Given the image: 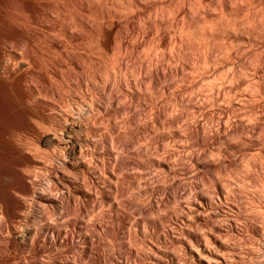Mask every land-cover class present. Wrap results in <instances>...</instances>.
Returning <instances> with one entry per match:
<instances>
[{
  "label": "bare ground",
  "instance_id": "6f19581e",
  "mask_svg": "<svg viewBox=\"0 0 264 264\" xmlns=\"http://www.w3.org/2000/svg\"><path fill=\"white\" fill-rule=\"evenodd\" d=\"M119 1L0 0V264H264V0L238 4L243 16H229L222 6L214 11L221 12L218 18L211 14L213 6L204 7L208 0ZM196 4L202 14L194 25L174 17L179 34L172 40L166 34L157 35L156 42L136 40L161 61L162 49L171 45L175 56L167 58L177 65L155 58L165 71L162 65L150 68L149 60L137 61L138 77L123 78L130 60L125 55L131 58L137 46L134 40L130 52L131 44L118 34L143 31L141 21L153 13L157 17L159 5L161 16L172 10L191 13ZM198 26L205 40L200 36L202 45L198 40L195 49L196 42L192 46L186 37ZM114 35L120 56L115 55L118 71L110 73V85L126 89L127 95L121 92L130 103L115 95L119 90L109 95L110 85L108 92L97 90L102 75L95 63L89 69L93 80L88 74L91 81L81 95L70 94L72 86L67 97L63 94L66 105L87 103L100 112L90 117L93 124L84 125V147L71 138L76 129L65 124L71 113L58 115L44 98L54 90L47 87L36 51L72 48L89 36L103 45ZM13 47L25 51L23 59ZM197 48L198 56L190 58ZM122 114L119 125L114 118ZM51 130L61 134L59 142L69 143L57 150L62 163L36 181L33 171L43 164L38 157L45 163L54 158L55 149L41 154L36 145Z\"/></svg>",
  "mask_w": 264,
  "mask_h": 264
},
{
  "label": "rangeland",
  "instance_id": "374dc122",
  "mask_svg": "<svg viewBox=\"0 0 264 264\" xmlns=\"http://www.w3.org/2000/svg\"><path fill=\"white\" fill-rule=\"evenodd\" d=\"M118 2V0H115V2ZM122 1L124 2V3H122ZM125 1H127L128 2V0H125ZM124 0H120L119 2H120V4H126V5H128V3L127 2H125ZM165 1V0H164ZM224 1H226V0H218V2L216 1V0H211V2H212V4H211V2H209V0L208 1H206L207 3L206 4H204V7H207V9L208 8H210L211 9V6H213L212 7V11H211V14L212 13H215L216 15H217V18L220 16L218 13H221L220 11H222V9L225 11L226 10V8H227V10H228V13L230 12V14L231 13H233L234 14V16H240V15H242L243 13L239 10V7H241L242 8V6H244L245 4H248L249 2L251 3H255L256 1H254V0H247V1H245V0H242V1H240V0H238L237 2H240V3H237L236 2V0H234V2H232V0H229V4L227 3V1L225 2V3H223ZM249 1V2H248ZM209 2V3H208ZM213 2H215V3H213ZM221 2V3H220ZM241 2H243L242 3V5H238V4H241ZM248 2V3H247ZM221 5H219V4ZM232 3V5H230ZM233 3L235 4V5H233ZM237 3V4H236ZM214 4H216V6H214ZM224 4V5H223ZM226 4V5H225ZM228 4V5H227ZM179 5V4H178ZM209 5H211L210 7H208ZM239 7H238V6ZM160 7L162 6V5H159ZM180 6V5H179ZM179 6H175V8H174V10L175 9H177V7H179ZM197 6V4L196 5H193V6H191L190 7V11H191V13H192V15H191V13L189 12V13H187V14H184V13H182V11L179 13L178 11V13L175 11H173V13H172V11L169 13V12H165V13H162V12H160V13H162L163 15H161V16H165V17H167L168 16V14L170 15L171 14V16H168L167 18H161V16L159 15V11H160V7H159V10H158V14H157V17H155V13H153V14H151V15H149V16H147L148 18H145L146 19V21H145V19H144V21H141V24H142V28L145 30H141V32L140 33H127V34H123V36L124 37H122V35L120 36L119 34H118V38H124V39H126L127 41H125V42H127V44H131V45H129V48H128V50L130 51L131 50V48H130V46H133L132 44H133V42H134V40H135V42H134V46H137V48L138 47H140V50H138L137 48H136V50L134 49L133 51H134V53H132L131 55H130V57L131 58H128L127 56L130 54V53H128V55H125L126 56V58H127V60L128 59H130L129 61H127V63H125V65L126 64H128V66H125L126 68L124 69V63H123V65H122V68L124 69V71H125V73H123V69H122V73L123 74H121V75H123L122 77L123 78H125V77H129L128 79H136V77H138L137 75L139 74L138 73V69H140V65L141 64H143V62L144 61H148L149 60V63H150V68L153 66L154 67V65H162V64H160V63H163V65H171V62H172V65L173 64H175V65H173L172 67H175L177 64V62H174L173 60H169L168 58H173L174 56H175V53H174V49H173V47H171V45H168V46H170L169 48L167 47V46H165L162 50H163V53H166L164 56L166 57V58H163V60L161 61V59H159V58H162V57H156V56H154V53L153 52H155L153 49H151L150 47H147L146 46V48H145V46L144 45H142V46H144V48H142V46L140 45L141 43L143 44L145 41H146V38H147V40H148V38H149V41H152V42H156V40H159L158 38H160V35L161 34H166V37L169 39V40H172L173 39V37H175V36H173V35H176V34H179L178 32H176V28H175V20H174V17H177L178 19H179V22H181V23H183V21H184V23H189V24H193V23H195L196 21V17H197V15L199 16V15H201L202 14V10H201V8H197L196 7ZM219 6V7H218ZM222 6H223V8H222ZM227 6V7H226ZM236 8V7H238V9L236 10L234 7ZM194 7V8H193ZM195 7H196V9H195ZM198 7H199V5H198ZM230 7H232V8H229ZM180 8V9H179ZM178 9H179V11L181 10V7H179ZM219 8V9H218ZM222 8V9H221ZM240 8V9H241ZM195 9V10H194ZM206 9V8H205ZM220 10V11H218V13H216L217 12V10ZM233 10V12L232 11H230V10ZM193 10V11H192ZM198 10V11H197ZM201 10V11H200ZM209 10V9H208ZM216 10V12H214ZM227 10H226V14H228L227 13ZM234 10H236L235 12H234ZM243 10V9H242ZM239 11V12H238ZM200 12V13H199ZM238 12V13H237ZM175 13H177L178 14V16H177V14H175ZM174 14V15H173ZM215 14H212L213 16L215 15ZM233 14H231V15H229V16H233ZM236 14V15H235ZM160 16V18H158L159 16ZM176 15V16H175ZM180 15V16H179ZM189 15V16H188ZM191 15V16H190ZM215 15V16H216ZM219 15V16H218ZM196 16V17H195ZM212 16V18H214ZM243 16V15H242ZM242 16H241V18H242ZM182 17V18H181ZM185 17H187V18H185ZM191 17V18H190ZM193 17H195V18H193ZM152 20H151V19ZM155 18V19H154ZM158 18V19H157ZM173 18V19H172ZM177 18H175V19H177ZM239 18V17H238ZM259 18H261V17H259ZM170 19H171V22H170ZM178 19L176 20V21H178ZM186 19V20H185ZM189 19V20H188ZM195 19V20H194ZM216 19V18H215ZM161 20H162V22H161ZM169 21V22H166V21ZM188 20V21H187ZM257 20H259V19H257ZM150 21V22H149ZM165 21V22H164ZM194 21V22H193ZM144 22V23H143ZM163 22H164V24H163ZM174 22V23H173ZM147 23L149 24L150 23V25H148L147 26ZM155 23V24H154ZM158 23V24H157ZM168 23H170V24H168ZM168 24V25H167ZM171 24H173V25H171ZM144 25H145V27H144ZM152 25V28L153 29H151V27H149V26H151ZM154 25V26H153ZM157 25H159V26H157ZM164 25H166V26H164ZM172 27H171V26ZM194 25V24H193ZM160 26H161V29L163 28V30L164 31H166L165 33H164V31L162 32V31H160V34H157V33H159L158 31L159 30H161L160 29ZM163 26V27H162ZM169 26V27H168ZM171 27V28H170ZM146 28H147V31H146ZM150 28V30H148ZM155 28V29H154ZM158 28H159V30H158ZM166 30H165V29ZM169 28V29H168ZM173 28V29H172ZM170 29H172V30H170ZM175 29V30H174ZM199 29L201 30V28H199V26H198V28H197V30H195V32H193V33H191L189 36H187L186 37V42H188V40H189V43L193 46V44H194V48L196 49V47H198L197 45H199V43H200V45H202V42L205 40L202 36V34L200 33V32H202V31H199ZM153 31V32H152ZM154 31H155V33H154ZM198 31V32H197ZM145 32V33H144ZM162 32V33H161ZM169 32V33H168ZM173 32V33H172ZM175 32V33H174ZM149 33V34H148ZM151 33V34H150ZM132 34H133V37H132ZM146 34V35H145ZM196 34H197V37H196ZM201 34V35H200ZM137 35V36H136ZM156 35V36H155ZM157 35H158V38H157ZM169 35V36H168ZM199 35V36H198ZM130 37L129 39H128V37ZM148 36V37H147ZM176 36H178V35H176ZM200 36H201V39L203 40V41H201V39H200ZM91 36H89V38H85L86 40H85V42H84V39L83 40H81V41H79V42H77L76 44H75V46L72 44V45H70V46H72V48L71 47H66V48H63V49H60V48H58V47H45V46H42L38 51H36V53L39 55H41V52H43L42 53V56H40L39 55V57H38V55L36 54L35 55V57L37 56L38 57V59L36 58V60H37V62H38V64L41 62V60H42V62L40 63V66L39 67H41L40 69L43 71V73H46L45 74V76H48V77H50L51 78V84L52 85H50V81H49V79L50 78H48L47 77V79H48V83H46V84H48V86L47 87H49V86H53L51 89L49 88V90L50 91H52V90H54V94L53 95H51L52 94V92L51 93H48L50 96H48V95H45L44 96V98L46 99V100H48L49 102H53L54 104V106H55V108L57 107V109H55L54 111H55V113H57L58 115H63L64 113H67V112H69V113H71V115L69 116L70 118H69V120H68V122L67 123H65V124H67L68 126H73L75 129H76V131L74 130V132L71 134V138L72 139H79L81 142V145H83L84 147H87V142L85 141L86 139H85V136H86V132L84 133V125H86L87 123L88 124H93V120L91 119V118H96V117H98L99 116V113L100 112H98V114H97V111L98 110H96V109H94L92 106H90L89 104H87V103H74L73 105H66L65 104V100H63V98L65 99V97H67V92H69L68 91V89H70V87H71V89H72V92L70 91L69 93L70 94H73V91H74V93L75 94H77L76 92H79L77 95H81V93H83V91H84V89H86V87L88 86L89 87V84H90V81L91 80H93L92 79V70L93 69H97V71H99L100 72V68H101V73H99V72H97V74L99 75V74H101L102 76L101 77H104V81L102 80V78L101 77H99V78H97L98 79V81L96 82L97 83V90L99 91V92H101L100 90L101 89H103L104 91L105 90H107V87L110 85V81L112 80V82H113V79H111L112 77H111V75H110V73L111 72H113V71H115L116 70V72L118 71L117 69H118V65L117 66H115V67H113L114 65H115V63H116V61L117 62H119L118 61V59H119V56H120V54L118 53V51H117V49H118V38H117V36H113V37H110L111 39H109V38H106L104 41L106 42V43H104L103 45L102 44H100L99 45V42H97V40L96 41H94V42H97V43H94L93 42V40H95L96 38L94 37V39L93 38H90ZM93 37V36H92ZM126 37V38H125ZM135 37V38H134ZM153 37V38H152ZM169 37H171V39L169 38ZM188 37H190V38H188ZM192 37L194 38V40L192 39ZM115 38V39H114ZM117 38V39H116ZM120 38V39H121ZM141 38V39H140ZM164 38H165V35H164ZM167 38H165V39H167ZM188 38V39H187ZM92 39V40H91ZM112 39H113V41H112ZM119 39V40H120ZM131 39V40H130ZM140 39V40H139ZM154 39H155V41H154ZM167 39V40H168ZM190 39H191V41H190ZM213 39V38H212ZM215 39V38H214ZM213 39V40H214ZM89 41V43H88V41ZM117 41L116 43H115V41ZM136 40L137 41H139L140 42V44H139V42H136ZM145 40V41H144ZM201 41V42H199V41ZM209 41H210V39H208ZM216 40V39H215ZM214 40V41H215ZM84 43H83V42ZM92 41V42H91ZM109 43H108V42ZM131 41V42H130ZM214 41L212 42L213 44H214ZM90 42H91V44H90ZM199 42V43H198ZM220 41H218V43H219ZM80 43H82V44H80ZM138 43V44H137ZM198 43V44H197ZM215 43L216 44H218L217 43V41H215ZM88 45V46H86V45ZM93 44H94V46H93ZM108 44H109V46H108ZM111 44V45H110ZM136 44V45H135ZM219 44H221V43H219ZM80 45H82V46H84V48H82V46H80ZM95 45H97V46H95ZM138 45H140V46H138ZM101 46V47H100ZM105 46V47H104ZM117 46V47H116ZM217 46V45H216ZM86 47V48H85ZM88 47V48H87ZM103 47V48H102ZM109 47V48H108ZM113 47V48H112ZM200 47V46H199ZM198 47V48H199ZM42 48H44V49H42ZM45 48H47V50L48 51H46L45 50ZM74 48H75V50H74ZM89 48H90V50H89ZM104 48H105V50H104ZM117 48V49H116ZM149 48V49H148ZM166 48L168 49V50H166ZM197 48V52H196V50L194 49H192L191 51H190V53H189V57L190 58H192V57H197L198 56V54H196V53H198L199 51V49ZM14 49V50H13ZM15 49H17V48H15V47H13L12 48V51H13V53H14V51H15V54H16V56H17V59L19 60V59H23V54H24V56H25V51H23V50H21V49H17V50H15ZM59 49V50H58ZM73 49V50H72ZM77 49V50H76ZM93 51H92V50ZM103 49V50H102ZM147 49H148V51H147ZM151 49V50H150ZM165 49V50H164ZM20 50V51H19ZM41 50H44V51H41ZM53 50H54V52H53ZM63 50H65V51H63ZM79 50V51H78ZM81 50V51H80ZM84 50H86V52L84 51ZM89 52H88V51ZM98 52H97V51ZM100 50H102L101 52H100ZM108 50H109V52H108ZM111 50V51H110ZM116 50V51H115ZM119 50V49H118ZM170 50L172 51V54H171V52H170ZM52 52V53H50V52ZM58 51V52H57ZM61 51H63V52H61ZM73 51H75V54H77V56H79V57H75V54H72L73 53ZM92 51V52H91ZM104 51H106L107 53H104ZM114 51V52H113ZM138 52L137 54H138V57H140V58H138L137 57V54H136V52ZM142 51V52H141ZM145 51V52H144ZM166 51V52H165ZM21 52H23V53H21ZM45 52V53H44ZM70 52H72V53H70ZM85 52V54H83ZM94 52V53H93ZM110 52H113V53H110ZM120 52V51H119ZM131 52V51H130ZM148 52H149V55H147L148 54ZM162 52V51H161ZM169 52V53H168ZM189 52V51H188ZM188 52H186L187 53V57L185 56L184 58H186L185 60H188L189 59V61H190V58L188 57ZM192 52H193V54H192ZM60 53V54H59ZM78 53H80V55L78 54ZM100 53V54H99ZM103 53H104V55H103ZM110 53V54H109ZM115 53V54H114ZM117 53L119 54V55H117ZM126 53V52H125ZM152 53V54H151ZM168 53V54H167ZM17 54H19V55H17ZM21 54H22V56H21ZM47 56H46V55ZM89 54V55H88ZM91 54V55H90ZM106 54V55H105ZM109 54V55H108ZM113 54V55H112ZM122 54H123V52H122ZM139 54H142L141 56L139 55ZM146 54V55H145ZM197 56H196V55ZM14 55V54H13ZM12 55V56H13ZM45 55V56H44ZM48 55H50V56H48ZM53 55V56H52ZM101 55V56H100ZM115 55H117V57H118V59H116L117 57L115 56ZM15 56V55H14ZM66 58H65V57ZM72 56V57H71ZM83 56V57H82ZM92 56V57H91ZM103 56V58H100V57H102ZM133 56V57H132ZM167 56H168V58H167ZM20 57V58H19ZM44 57H46V58H44ZM54 57H55V59H54ZM69 57V58H68ZM82 57V58H81ZM91 57V58H90ZM106 57V58H105ZM107 57H109V59L110 58H112V59H110L109 61H108V58ZM114 57V58H113ZM149 57V58H148ZM151 57V58H150ZM14 59V61L16 60V58L15 57H13ZM41 58V59H40ZM50 58H51V60H50ZM59 58V59H58ZM73 58V59H72ZM78 58V59H77ZM88 58H90V59H88ZM92 58H94V59H92ZM96 58V59H95ZM100 58V59H99ZM133 58V59H132ZM143 58V59H142ZM148 58V59H147ZM153 58V59H152ZM158 60L159 59V62L156 60V59ZM188 58V59H187ZM64 59V60H63ZM66 59V60H65ZM69 59V61H67ZM71 59V60H70ZM79 59H80V62H79ZM99 59V60H98ZM136 59V60H135ZM138 59V60H137ZM168 59V60H167ZM12 60V61H13ZM56 60V61H55ZM83 60H85V61H83ZM89 60V61H88ZM97 60V61H96ZM133 60V62H135V64L134 63H132L131 61ZM135 60V61H134ZM168 62H167V61ZM13 61V62H14ZM46 62L45 64H46V66H45V64H44V66H43V64L42 63H44V62ZM59 61V62H58ZM73 61V62H72ZM75 61V62H74ZM84 63H83V62ZM99 61H101V62H99ZM104 61V62H103ZM138 61V63L140 64L139 66H138V63H136ZM140 61V62H139ZM142 61V62H141ZM165 61V62H164ZM169 61H170V63H169ZM49 62V63H48ZM56 62V63H59V64H54V63ZM63 62V63H62ZM66 62V63H65ZM87 62H88V64H87ZM97 62H98V65H97ZM107 62H108V65H107ZM130 62V63H129ZM155 62V63H154ZM159 64H158V63ZM174 62V63H173ZM52 63V64H51ZM73 64V66L72 65H70V64ZM79 63V64H78ZM93 65V66H95V64H96V66H95V68H93L92 70H91V72H90V70L89 69H91L93 66L91 65V64ZM95 63V64H94ZM132 63V65H130ZM148 62L147 63H145L146 65L147 64H149ZM166 63V64H165ZM54 64V65H53ZM61 64V65H60ZM68 64V65H67ZM76 64V65H75ZM83 64V65H82ZM110 64V65H109ZM116 64H119V63H116ZM48 65V66H47ZM60 65V66H59ZM75 65V66H74ZM88 65V66H87ZM90 65V66H89ZM162 65V67H163V69H164V66ZM71 66V67H70ZM78 66V67H77ZM104 66V67H103ZM107 66H109V67H107ZM110 66H111V68H110ZM131 66H133V67H131ZM45 67V68H44ZM47 67V68H46ZM54 68V70L52 69V68ZM57 69H56V68ZM63 67H65V68H63ZM66 67H67V69H66ZM76 67V68H75ZM89 67V68H88ZM97 67V68H96ZM100 67V68H99ZM106 67V68H105ZM136 67L138 68V69H136ZM161 67V68H162ZM166 67L167 66H165V71H167L166 70ZM73 70H72V69ZM83 68V69H82ZM84 68H85V70H84ZM88 68V69H87ZM128 68H130V69H128ZM133 68H134V70H133ZM168 68V67H167ZM169 68H171V67H169ZM46 69V70H45ZM47 69H48V71H47ZM63 69V70H62ZM70 69V70H69ZM81 69V70H80ZM113 69H115V70H113ZM128 69V70H127ZM133 71H132V70ZM60 70V71H59ZM69 71V72H66V71ZM76 70V71H75ZM84 70V71H83ZM89 72H88V71ZM102 70H104L103 72H102ZM135 70H137V71H135ZM55 71V72H54ZM73 71V72H72ZM107 71V72H106ZM131 71L132 72H137V73H131ZM147 71V70H146ZM148 71H149V69H148ZM147 71V72H148ZM57 72V73H56ZM143 72H145V71H143ZM145 73V74H148V73ZM51 73V74H50ZM68 73V74H67ZM72 73H74V74H72ZM102 73H106L105 75L104 74H102ZM127 73V74H126ZM48 74V75H47ZM55 74V75H54ZM61 74V75H60ZM67 74V75H66ZM69 74H71L70 76H69ZM88 74H90L91 75V80H89L90 78H89V75ZM112 74V73H111ZM137 74V75H136ZM68 76V77H66V76ZM82 75H84V76H82ZM56 76V77H55ZM72 76V77H71ZM88 76V77H87ZM100 76V75H99ZM106 76H107V78H106ZM109 76V77H108ZM133 76H135V77H133ZM58 77V78H57ZM77 77H80V78H78L77 79ZM84 77V78H83ZM111 77V78H110ZM131 77V78H130ZM133 77V78H132ZM55 78V79H54ZM57 78V79H56ZM71 78H75L74 80L73 79H71ZM127 78H125L126 80H128ZM53 79H54V81H53ZM69 79V80H68ZM82 79V80H81ZM86 79L88 80V84H87V82H86ZM96 79V80H97ZM70 80H71V82H70ZM75 80H77L76 82H74ZM61 81H63V82H61ZM68 81V82H67ZM103 81V82H102ZM57 82V83H56ZM85 82V84L83 85V83ZM71 83V84H70ZM78 83L81 85H83V86H81V88H82V90L80 89V85H79V87H76V85H78ZM109 83V84H108ZM114 83V82H113ZM64 84V85H63ZM65 84H67V85H70V86H65ZM102 84V85H101ZM106 85L105 87H104V85ZM55 85H56V87H55ZM63 87H62V86ZM98 85H100V86H98ZM111 85L113 86V84L111 83ZM109 86V87H112V86ZM61 86V87H60ZM66 88H65V87ZM114 86H115V84H114ZM87 87V88H88ZM101 89H100V88ZM103 87V88H102ZM109 87H108V90H109ZM73 88H75L76 90H74ZM78 88V89H77ZM84 88V89H83ZM105 88V89H104ZM112 88H115V89H113L112 91H111V89ZM109 91L111 92V94H109V95H113V94H115L118 90V92L115 94V95H117V94H119V96L120 95H122V92L125 94L126 93V95L128 94V91L126 92V89H120L119 87V89L118 88H116V86L115 87H112ZM62 89V90H61ZM65 89V90H64ZM70 89V90H71ZM100 89V90H99ZM81 90V91H80ZM108 90H107V92H108ZM123 90V91H122ZM64 91V92H63ZM67 91V92H66ZM76 91V92H75ZM114 91H116V92H114ZM122 91V92H121ZM106 92V91H105ZM114 92V93H113ZM59 95H58V94ZM62 95H61V94ZM66 93V94H65ZM102 93V92H101ZM104 93V92H103ZM63 94L65 95V97L63 96ZM106 94V93H105ZM69 95V94H68ZM126 95L124 96V95H122V96H124L125 98H126ZM53 96V97H52ZM57 96V97H56ZM62 96V97H61ZM121 96V97H122ZM51 98L52 97V99H49V98ZM58 98V99H57ZM52 100V101H51ZM123 100V99H122ZM126 100H129L128 99V97L126 98V99H124V101L122 102V103H125V102H127ZM55 101V102H54ZM59 101H61V102H59ZM62 102H63V104H62ZM127 103H130V100H129V102H127ZM56 104H58V105H56ZM137 103H135L134 102V106L136 105ZM60 105V106H59ZM64 105V106H63ZM83 105V106H82ZM62 106V107H61ZM69 106V107H68ZM77 106H80V108L79 107H77ZM137 106V105H136ZM61 108V109H60ZM78 108V109H77ZM93 108V110H91ZM52 111V110H51ZM53 111V112H54ZM61 111V112H60ZM53 112H51L50 113V111L48 110V112H47V114L48 113H50V114H53ZM60 113V114H59ZM91 113H93L92 115H91ZM89 114H90V116H89ZM96 115V116H95ZM148 115L150 116V117H148V116H146L147 118H148V121H149V119L151 120V115L148 113ZM89 116V117H88ZM92 116V117H91ZM125 116V115H124ZM124 116H123V114L122 115H119V117H115L114 118V121L116 120V123H118L119 125H121L122 124V122L121 121H123V119H122V117L124 118ZM91 117V118H90ZM126 117V116H125ZM146 117H145V119H146ZM89 118V119H88ZM93 118V119H94ZM74 119V120H73ZM87 119V120H86ZM85 120V121H84ZM90 120V121H89ZM118 120V121H117ZM142 121H144V119H141ZM92 121V122H91ZM80 122V123H79ZM91 122V123H90ZM95 122H96V120H95ZM121 122V123H120ZM77 124H78V126H77ZM95 124V123H94ZM83 126V127H81V129L79 128L80 126ZM52 131V130H51ZM157 132V131H156ZM161 132V130H158V132L157 133H160ZM52 133V134H51ZM76 133V134H75ZM58 135L56 136V133L55 132H50L49 131V133H46V134H44L42 137H40V140H39V142L38 143H36V145L39 147H37L38 149H39V151L41 150V152H44V153H41V154H52L53 153V151H54V149H55V151H54V153L52 154V156L54 157L53 159L51 158L49 161H51V162H46L45 163V160H44V158L43 157H38L39 159L41 158V160H39V161H41L43 164H41V167H40V165L39 166H37V169H34V171L33 172H35V176H36V178L34 177V179L36 180V181H38V179L40 178L41 179V177L43 176V177H45V174H46V171L48 172L50 169H52L53 168V166L54 165H60L58 162H60V163H62V160L59 158L58 159V157L57 156H59L60 154L57 152V150H59V148H61V147H59V146H65V149L67 148L66 147V144L67 143H69V141H68V139L67 138H64V139H62L60 142L58 141V136L59 135H61L60 133H57ZM24 135H26L25 137L27 138V136H31V135H27V134H23V137L22 138H24ZM54 135H55V138H54ZM78 136V137H77ZM84 136V137H83ZM60 137V136H59ZM94 139H98L99 138V136H96V137H93ZM56 139V140H55ZM83 140V141H82ZM86 143V144H85ZM51 144V145H50ZM69 145V144H68ZM56 146H57V148H56ZM54 147V148H53ZM51 149H52V151H51ZM61 149H64V148H61ZM60 149V150H61ZM51 151V152H50ZM65 151V150H64ZM56 153V154H55ZM54 154H55V156H54ZM57 155V156H56ZM60 157V156H59ZM67 159V161H68V158H66ZM52 160H54V161H52ZM57 160V161H56ZM56 161V162H55ZM58 163V164H57ZM50 164H52V166L50 165ZM43 165V166H42ZM47 166V167H46ZM46 167V168H45ZM49 167V168H48ZM52 167V168H51ZM45 169H47L46 171H45ZM38 172H36V171ZM45 173V174H44ZM44 174V175H43ZM45 182V184L46 185H44V187H47L49 184H48V182L47 181H44ZM44 193H47L45 190L43 191Z\"/></svg>",
  "mask_w": 264,
  "mask_h": 264
}]
</instances>
